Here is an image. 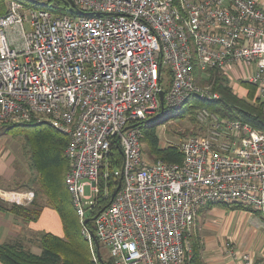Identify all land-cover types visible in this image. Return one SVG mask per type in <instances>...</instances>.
<instances>
[{"label":"built area","instance_id":"2783aa9c","mask_svg":"<svg viewBox=\"0 0 264 264\" xmlns=\"http://www.w3.org/2000/svg\"><path fill=\"white\" fill-rule=\"evenodd\" d=\"M73 1L86 14L23 0L0 6V125L46 122L67 136L64 181L80 221L101 192L110 198L93 229L113 264H189L195 219L209 203L249 207L264 232V132L200 107L203 132L171 144L183 158L166 162L145 156L143 132L133 125L158 113L160 91L172 109L194 94L218 97L198 84L194 63L203 73L243 64L245 81L264 100L262 1ZM113 141L122 151L115 168ZM110 176L121 182L113 198ZM82 232L93 243L90 230ZM224 250L255 264L230 241ZM93 260L103 264L97 252Z\"/></svg>","mask_w":264,"mask_h":264},{"label":"trees","instance_id":"16d2710c","mask_svg":"<svg viewBox=\"0 0 264 264\" xmlns=\"http://www.w3.org/2000/svg\"><path fill=\"white\" fill-rule=\"evenodd\" d=\"M35 1L36 0H33L32 2ZM37 1L36 3H39L41 7L50 9L56 14H86V12L77 5L73 7L66 0ZM0 6L4 7V0H0ZM199 72H201L199 66L197 63H194V75L196 79L198 78ZM207 72L208 77L211 78V80L209 78L211 89L214 92H218L219 96L217 98L205 99L206 104L200 102L201 98L198 95L194 94L188 98L185 105L186 112L191 114L190 119L195 123V131H197H194L193 134L203 132V127L195 119V111L200 107H205L211 112L227 119H238L248 122L257 130L264 132V100L257 95L255 86L249 84L247 81H241V84L248 88L247 96L241 97L233 90L229 84L228 78L221 73L219 69L211 68L208 69ZM165 111L166 107H164L162 111L160 109L158 113L152 115L150 119L141 120L133 125L140 127L142 123L155 122V119L161 116ZM183 112H185V110ZM179 115L183 116L182 112H180ZM7 125L10 127L22 125L29 128L28 131L25 130L26 134L24 136L30 145L29 150L31 151L32 167L38 173V181L48 199L47 205L54 208L60 217L63 234L56 235L51 232L43 233L40 236L41 252L39 254L33 253L18 243L0 242V262L2 264H94L95 261L90 255L87 239L81 233L77 213L64 181L69 164L64 152L68 142L67 136L57 131L46 122L8 123ZM143 140L147 143L148 156L152 160L161 158L166 162L182 161L183 154L176 145H168L165 147L159 145L158 137L154 133L153 128L145 133L143 132ZM109 160L112 168L121 166L122 151L115 141L111 144ZM118 180L119 177H109L110 193L116 186ZM36 194L37 192L35 195ZM36 197L37 196H35L34 199ZM34 199L31 203H33ZM109 201L110 198H104L101 192L95 211L93 210L88 217L95 215L102 207L108 204ZM211 205H213V203H209L205 207H210ZM230 206L251 210L249 207L238 203ZM41 208L34 210L29 206H21L16 203L7 206L0 205V210L11 211L27 220H35ZM87 228L94 232L92 218L87 222ZM193 246V255L189 264H204L200 256L196 253V245L193 244ZM94 248L97 252L95 245ZM98 252L99 261L103 264H113L110 257L106 259L102 256L100 244Z\"/></svg>","mask_w":264,"mask_h":264},{"label":"crops","instance_id":"0c3cea01","mask_svg":"<svg viewBox=\"0 0 264 264\" xmlns=\"http://www.w3.org/2000/svg\"><path fill=\"white\" fill-rule=\"evenodd\" d=\"M260 1L264 5V0ZM228 68L223 74L228 78L229 84L239 96L246 97L248 88L241 84V81H245V67L241 63H236ZM2 158H0V177L13 179V171L3 166ZM230 205L232 204L214 203L210 207H202L198 212L192 232L197 255L204 264H240L238 259L224 250L226 242L230 241L239 251L251 252L255 264H261L264 254V232L254 224L255 219L259 217L258 214L246 208ZM247 222L248 224L250 222L252 227L249 232L248 228L244 227ZM45 232L63 234L60 217L49 205L41 208L35 220L28 221L11 211L0 210L1 243H18L39 254L41 249L38 239Z\"/></svg>","mask_w":264,"mask_h":264},{"label":"rangeland","instance_id":"374dc122","mask_svg":"<svg viewBox=\"0 0 264 264\" xmlns=\"http://www.w3.org/2000/svg\"><path fill=\"white\" fill-rule=\"evenodd\" d=\"M6 1L7 0H4V3H6ZM23 1L28 5H36L38 7H41L39 3H36V1L32 2L33 0H23ZM165 71L166 69H164V74H163V80H162L163 87H167V79H166L167 76L165 77V73H166ZM221 73H223V71H221ZM209 78L210 77H208V72L207 73L199 72L197 78L198 84H200L201 86L202 85L211 86V82H210L211 78L210 80ZM216 93L218 95V92ZM205 99H200V102L206 104ZM187 101L184 102V104L180 105L177 109L176 108L170 109L166 107V111L163 112L161 116H158V118L155 119V122L142 123L140 125L142 132L145 133L149 129L153 128L154 133L158 137V142L161 147H165L171 144H179V142L182 141L184 137L193 134V132L196 130L195 123L190 119L191 114H188L186 112L185 105ZM184 110L185 112H183ZM180 112H182L183 116L179 115ZM150 118L151 117H148L146 118V120ZM6 125L7 124L0 126V158L3 157L2 158L4 162L3 166L8 170L13 171L14 177L13 179H7L6 177H3L4 178L3 179L2 177H0V205L7 206V205H11L12 203H16L21 206H29L31 207V209L36 210L38 208L43 207L44 205H47L48 199L45 196L44 190L41 188L40 183L38 181V173L32 167L31 151L29 150L30 145L28 140H26L24 136L26 134L25 130L28 131L29 128L22 125H16L12 127ZM143 148H144L145 156L151 159L148 156L147 143L145 141L143 144ZM29 192L33 193L32 200L34 199L35 196H37L34 199L33 203H31L32 200L29 201L27 198H22L18 195ZM36 192L37 194L35 195ZM86 192H88L87 188H86ZM77 217L80 223L81 233L87 239V245L90 251V255L93 258V253L96 252L94 248L95 243L94 241H93L94 244L92 243V241L90 242L88 238L83 234L82 230L83 228L87 227V224L85 225L83 223V220L80 221L78 215ZM244 227L246 229L248 228V232L250 228H252L250 222L249 224L248 222L245 223ZM190 239L192 240L191 242L193 246V244L195 243L193 234L190 237ZM99 244H100V252L102 256L107 259L109 257L107 250L100 242ZM38 245L40 246V237L38 239ZM193 250H194V246H193Z\"/></svg>","mask_w":264,"mask_h":264},{"label":"water","instance_id":"95a60500","mask_svg":"<svg viewBox=\"0 0 264 264\" xmlns=\"http://www.w3.org/2000/svg\"><path fill=\"white\" fill-rule=\"evenodd\" d=\"M66 1H67L71 6H73V7L76 6V4H75V2H74L73 0H66ZM159 95H160L161 111H162V110L164 109V103H163V91H160V92H159ZM120 183H121V182L119 181L118 184L116 185V187L113 189V191H112V193H111V198L114 197L116 191L119 189V187H120ZM95 217H96V214L93 215L92 217H86V218H84L83 223L86 225L90 218L93 219V218H95ZM90 235H91V237H92V239H93V241H94V243H95V246H96V248H97V254H98V256H99V252H98L99 241H98V239H97V237L95 236V234H94L93 231H90Z\"/></svg>","mask_w":264,"mask_h":264}]
</instances>
